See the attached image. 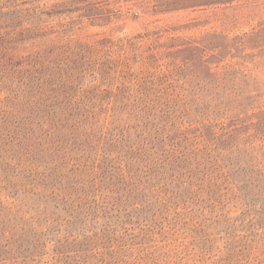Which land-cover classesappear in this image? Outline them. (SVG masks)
Returning <instances> with one entry per match:
<instances>
[{
	"label": "trees",
	"instance_id": "obj_1",
	"mask_svg": "<svg viewBox=\"0 0 264 264\" xmlns=\"http://www.w3.org/2000/svg\"><path fill=\"white\" fill-rule=\"evenodd\" d=\"M54 6L0 4V79L24 96L13 104L16 128L27 120V133L45 131L61 124L59 117L90 127L94 118H107L90 89H60L40 51L19 53L43 39L58 46L60 30L43 15L74 14L92 25L145 19L144 32L109 38L116 55L109 57V75L124 80L115 95L109 90L110 178L127 194L144 190L151 178L148 191L160 200L184 193L202 203L251 207L264 195V0H62ZM118 156L141 176L137 189Z\"/></svg>",
	"mask_w": 264,
	"mask_h": 264
},
{
	"label": "rangeland",
	"instance_id": "obj_2",
	"mask_svg": "<svg viewBox=\"0 0 264 264\" xmlns=\"http://www.w3.org/2000/svg\"><path fill=\"white\" fill-rule=\"evenodd\" d=\"M60 1L0 4L52 11ZM43 20L60 30L58 46L43 39L19 53L40 51L60 89H90L97 106L105 105L99 115L107 118L75 127L59 117L61 124L27 133V120L16 128L12 116L24 96L15 83L0 79V264H264V195L251 207L234 200L202 203L184 193L160 200L148 191L151 178L144 190L129 194L110 178L109 90L115 95L124 80L109 75V57L116 56L109 38L136 36L147 20L92 25L74 14ZM114 160L128 163L124 168L137 185L141 176L133 174L130 160Z\"/></svg>",
	"mask_w": 264,
	"mask_h": 264
}]
</instances>
